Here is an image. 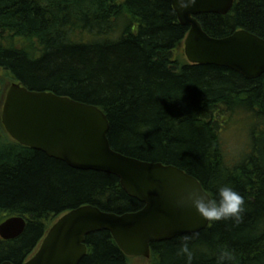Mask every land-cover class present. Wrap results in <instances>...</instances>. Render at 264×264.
Here are the masks:
<instances>
[{
    "label": "trees",
    "instance_id": "16d2710c",
    "mask_svg": "<svg viewBox=\"0 0 264 264\" xmlns=\"http://www.w3.org/2000/svg\"><path fill=\"white\" fill-rule=\"evenodd\" d=\"M213 37L246 29L264 38V3L235 0L229 13L197 16ZM189 32L171 0H0V223L23 216L22 235L0 237V263L23 264L49 228L82 205L137 211L144 204L110 173L80 170L14 140L2 123L9 84L52 91L95 104L108 116L112 148L145 161L175 165L200 180L212 198L230 185L245 200L242 220L151 244V264H217L228 247L232 264H264V74L248 79L227 67L191 64ZM239 111L255 118L249 150L224 157L221 131ZM80 264H132L107 230L86 237ZM143 257V256H137Z\"/></svg>",
    "mask_w": 264,
    "mask_h": 264
},
{
    "label": "water",
    "instance_id": "95a60500",
    "mask_svg": "<svg viewBox=\"0 0 264 264\" xmlns=\"http://www.w3.org/2000/svg\"><path fill=\"white\" fill-rule=\"evenodd\" d=\"M171 1L179 21L189 26L184 53L191 64L227 67L248 79L264 74V38L246 29L213 37L197 18L207 13L225 15L235 0H196L187 10ZM1 115L5 130L20 144L76 169L113 174L128 195L144 204L137 211L121 214L91 204L74 208L58 218L23 264H80L88 252L86 237L101 230L109 231L127 256L150 258L152 243L209 226L194 208L177 203L183 193L193 189L212 197L200 180L175 165L141 160L112 148L110 122L99 106L13 82ZM26 226L25 217L11 216L0 223V237L15 239Z\"/></svg>",
    "mask_w": 264,
    "mask_h": 264
},
{
    "label": "clouds",
    "instance_id": "9594fccd",
    "mask_svg": "<svg viewBox=\"0 0 264 264\" xmlns=\"http://www.w3.org/2000/svg\"><path fill=\"white\" fill-rule=\"evenodd\" d=\"M264 3V0H260ZM180 10H187L196 4V0H176ZM178 205L181 207L188 206L208 222H218L224 220H232L240 223L242 213L244 212L245 200L241 194L230 185L219 186L216 191V198L208 196L198 190H189L183 193ZM189 238L185 237L181 243L178 254L186 258V264H193L194 253L189 246ZM235 255L228 247L218 250L216 261L217 264H232Z\"/></svg>",
    "mask_w": 264,
    "mask_h": 264
},
{
    "label": "rangeland",
    "instance_id": "374dc122",
    "mask_svg": "<svg viewBox=\"0 0 264 264\" xmlns=\"http://www.w3.org/2000/svg\"><path fill=\"white\" fill-rule=\"evenodd\" d=\"M184 53V44L182 47ZM185 55V53H184ZM5 82L11 85L10 79ZM255 118L252 114L244 111L237 112L225 125L221 131V139L223 143L224 157L229 163L239 160L250 147V130ZM132 264H151L149 258L135 257Z\"/></svg>",
    "mask_w": 264,
    "mask_h": 264
}]
</instances>
